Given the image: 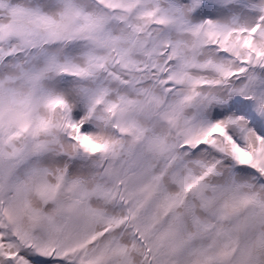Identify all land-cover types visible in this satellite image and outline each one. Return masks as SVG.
I'll return each instance as SVG.
<instances>
[{
    "label": "snow or ice",
    "instance_id": "snow-or-ice-1",
    "mask_svg": "<svg viewBox=\"0 0 264 264\" xmlns=\"http://www.w3.org/2000/svg\"><path fill=\"white\" fill-rule=\"evenodd\" d=\"M0 264H264V0H0Z\"/></svg>",
    "mask_w": 264,
    "mask_h": 264
}]
</instances>
